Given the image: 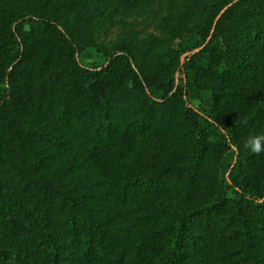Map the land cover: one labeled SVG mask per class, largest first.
Wrapping results in <instances>:
<instances>
[{
    "label": "trees",
    "instance_id": "obj_1",
    "mask_svg": "<svg viewBox=\"0 0 264 264\" xmlns=\"http://www.w3.org/2000/svg\"><path fill=\"white\" fill-rule=\"evenodd\" d=\"M186 1L0 0V264H264V0Z\"/></svg>",
    "mask_w": 264,
    "mask_h": 264
},
{
    "label": "rangeland",
    "instance_id": "obj_2",
    "mask_svg": "<svg viewBox=\"0 0 264 264\" xmlns=\"http://www.w3.org/2000/svg\"><path fill=\"white\" fill-rule=\"evenodd\" d=\"M186 3V0H151L146 7L130 11L113 4L102 5L97 15L98 20L103 22L104 28L97 35L96 46L111 48L119 43L134 45L152 34H157L156 27L160 20L173 11L182 9ZM40 28L41 23L25 24L27 30ZM83 57L87 63L102 64L104 62V58L95 49L87 50ZM3 94L4 89L0 87V101ZM194 105L197 106L198 103ZM231 160L232 155L226 161L225 171Z\"/></svg>",
    "mask_w": 264,
    "mask_h": 264
},
{
    "label": "clouds",
    "instance_id": "obj_3",
    "mask_svg": "<svg viewBox=\"0 0 264 264\" xmlns=\"http://www.w3.org/2000/svg\"><path fill=\"white\" fill-rule=\"evenodd\" d=\"M244 147L254 154H260L264 152V135H255L249 137L245 141Z\"/></svg>",
    "mask_w": 264,
    "mask_h": 264
},
{
    "label": "water",
    "instance_id": "obj_4",
    "mask_svg": "<svg viewBox=\"0 0 264 264\" xmlns=\"http://www.w3.org/2000/svg\"><path fill=\"white\" fill-rule=\"evenodd\" d=\"M178 77V72L176 73V78Z\"/></svg>",
    "mask_w": 264,
    "mask_h": 264
}]
</instances>
